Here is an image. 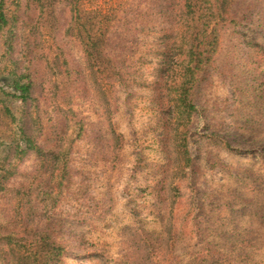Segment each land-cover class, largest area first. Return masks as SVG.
I'll return each mask as SVG.
<instances>
[{
    "label": "rangeland",
    "instance_id": "rangeland-1",
    "mask_svg": "<svg viewBox=\"0 0 264 264\" xmlns=\"http://www.w3.org/2000/svg\"><path fill=\"white\" fill-rule=\"evenodd\" d=\"M182 4L100 1L112 22L105 54L123 80H96L99 90L64 34L67 5L48 31L23 0L12 47L0 30V82L29 68L33 100L8 102L17 122L0 123V162L13 158L8 138L23 123L61 154L16 161L0 192V235L50 234L66 246L62 264H264V0H235L192 92L198 113L177 129L167 89ZM10 260L0 242V264Z\"/></svg>",
    "mask_w": 264,
    "mask_h": 264
},
{
    "label": "trees",
    "instance_id": "trees-1",
    "mask_svg": "<svg viewBox=\"0 0 264 264\" xmlns=\"http://www.w3.org/2000/svg\"><path fill=\"white\" fill-rule=\"evenodd\" d=\"M100 1L27 0V4L36 5L40 28L48 31L55 28L56 8L62 3L67 5L68 20L64 34L80 43L86 68L93 76L99 90L105 85L96 80L112 87L119 85L123 80L122 74L105 54L112 22L108 13L100 7ZM182 2V16L176 23V38L169 61L170 81L167 89L168 104L177 129L189 125L193 116L198 113L192 92L200 75L219 52L223 26L227 22L231 24L235 21L229 18L235 0H182ZM22 4L23 0H0V30L5 29L10 32L8 37L10 47L15 39L13 31L19 23ZM28 69L15 76L8 85L0 82V123L3 125L17 122V118L8 106L9 101L28 104L33 100L34 83ZM65 75L67 77L68 74ZM110 107L111 104L109 106L107 103L106 114L109 115L110 132L115 147H118L122 136L113 126ZM24 127H26L25 123L22 124L19 132H15L11 139L8 138L7 145L10 149L13 146L15 151L9 162L4 160L0 162V192L6 190L10 180L17 174L16 161L28 153L35 152L40 157L51 155L56 158V162L60 161L61 153L56 154L52 150L45 152L30 138ZM183 153L188 154L186 147ZM1 154L0 148V157ZM174 190L178 192L177 188ZM23 240L13 234L0 235V242H4L8 247L10 264H62V258L67 253L66 246L54 241L50 234L43 233L38 239H28L26 243H21Z\"/></svg>",
    "mask_w": 264,
    "mask_h": 264
}]
</instances>
